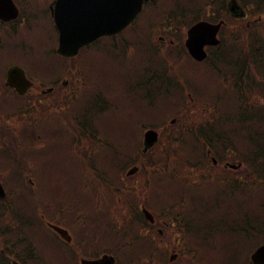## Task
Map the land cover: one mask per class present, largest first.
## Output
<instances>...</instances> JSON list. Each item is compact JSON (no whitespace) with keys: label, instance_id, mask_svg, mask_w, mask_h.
Segmentation results:
<instances>
[{"label":"rangeland","instance_id":"1","mask_svg":"<svg viewBox=\"0 0 264 264\" xmlns=\"http://www.w3.org/2000/svg\"><path fill=\"white\" fill-rule=\"evenodd\" d=\"M16 6L20 11L26 14V19L20 26H9L3 28L1 30L2 38L1 44L4 47L15 50H20L23 48H29L30 53L34 54L32 56L33 61L31 60V55L28 56H17L11 52L2 54L0 52V65L2 63H6V60L11 61V63H6L7 65L13 63H19L25 70L26 75L30 78H33L32 69L28 64L33 65L35 72L38 74L46 75L47 77H52L56 74L57 66H59V71L57 75L46 81L37 80L41 87L48 88L50 86H62L63 83H66V86L72 91H76V95L73 94L72 99L75 98H88L91 97L89 101L90 105L88 106V102L83 105L77 106V111L81 112L80 118L82 123L89 125H97L99 128L97 129L105 137L110 139L111 141H117L122 137H127L130 132L133 131L130 127H117L116 125L108 122L104 119L105 114L98 117H91L89 115L88 109L91 108L93 110L96 109V98L97 94H105L106 89L113 90V98L112 95L109 94L110 100L114 103V109L106 110L107 115H115L120 113L117 106V98L115 97V93L123 97V94L126 96L132 97L134 100L138 101L137 105H140L141 113L154 112L159 107H154L152 110H149L150 101L145 103L140 102L137 98H139L140 94L143 97L153 98V95H148L145 90V83L147 79L140 78L139 75L132 73V67H129L133 63H135L139 58L140 64L146 62V59L150 56V52L146 47H138L136 37H133V34H128L129 29L122 31L119 33L118 38H114V40H100L102 43L99 45H94L91 49L86 50V52H82L75 60H60L57 59L53 54L54 50L57 47V40L54 33H52L51 28V17L48 12V4L50 0H13ZM176 2H186L187 5L191 9L199 10L198 13H187L186 15H181L179 10L176 11L175 14H171L173 8L168 7L163 0H155L152 4H145L142 12L138 15L137 21L134 26L137 27V31L135 32V36L138 33H145V35H149V39H153V46L156 49H159L158 41L159 37L162 35V28L166 26H171V31L177 30L178 32H182L181 28L184 25H188V22H193L190 17L191 15H196L197 20L216 22L218 20L225 21V24L231 26L234 25V31L236 30L238 33L240 32L238 26L235 24L237 21L235 19H225L224 16L220 17L219 14H215L218 11L217 4L221 2V0H214L216 2L214 5L210 6L211 0H200L199 3L194 6L191 3L192 0H175ZM226 2V0H225ZM243 6L242 3H240ZM255 4L250 3L245 7V11L249 13L250 11L254 14L257 13L254 9ZM199 8V9H198ZM193 11V10H192ZM190 12V11H189ZM212 15H214L212 17ZM177 17H182V21L180 24L177 21ZM260 20V25H258L257 29L250 30L247 33V37L249 38H257L264 39V13L260 16H257ZM170 18V21L167 20ZM256 18V16H255ZM156 22V23H155ZM218 21L217 23H220ZM150 26L152 30L150 31ZM149 27V28H148ZM148 28V30H147ZM177 33H167L166 42L174 41L172 45L175 44L178 38V35H182ZM146 35V37H147ZM117 36V35H116ZM225 38H230V33H224ZM133 37L132 40H130ZM223 38V37H222ZM223 38V39H225ZM223 40L227 44V48H231L233 43L231 39ZM132 42L133 45L139 48L138 53L136 55V51L138 48L133 46L130 52H135L133 58L127 57L123 55V48H115V46H119L122 42ZM250 42L245 44L244 47H236V52H232L230 50V54L233 58L238 57V51H244V53L249 52ZM99 46V48H98ZM161 46H163L161 44ZM4 51V48H3ZM96 52L94 55L91 52ZM5 52V51H4ZM143 54L141 55V53ZM173 55V54H170ZM162 54L154 56L159 62L160 65H156L152 70L155 72V77L162 71L163 61L161 58ZM264 59L263 57H260ZM259 57H246L243 56L242 59H249L253 61L243 62L242 65L245 66V71L239 73L237 71L238 65L232 63L233 72H237L238 75L247 74H255L256 68L260 67L261 63H259ZM30 62V63H29ZM84 64V65H83ZM26 65V66H25ZM71 67V71L69 74L66 72V67ZM87 67V69H86ZM128 68V72L123 70L122 68ZM170 68V66H169ZM145 69H143L144 71ZM87 71V80L84 72ZM0 72H3V67H0ZM82 73V78L79 80L77 76H80ZM77 75V76H76ZM212 75L206 74L201 76L199 80L195 78L194 81L189 82V84L193 85L195 91L202 95L201 90L204 89V81L206 79H211ZM125 81V82H124ZM141 82L140 86L143 90L136 91V97H133L126 90V85L130 83ZM123 83L125 84L123 86ZM252 85H256L258 91L263 90L262 87L259 86L260 82L258 79L251 80ZM259 86V87H258ZM79 88V89H78ZM87 88V89H86ZM79 90H82V93H78ZM61 91V90H60ZM155 91V90H154ZM142 92V93H141ZM213 92V88L209 93ZM157 94H165V95H175L177 94V89L175 88H165L163 92ZM12 94L9 95V97ZM64 96V95H62ZM112 98V99H111ZM190 98H193L191 95ZM190 98L185 95V101L182 94L177 95L178 101H183L181 106L170 105L165 111H157L156 114H146V116L152 115L157 117V119L152 120H141L136 124L134 135L131 138L130 144L126 146V144H122L123 151L121 150V144H117L120 148V154L118 155V151H114L113 155L108 153L109 156H112L113 159H109L107 161H114V166L122 167L124 171L120 174L122 180L118 178L115 174L112 179L116 183L118 189L117 197H121L123 195L122 192H126L129 188H134L135 195H137V190L135 189V177H124V172L131 168V164L134 161V157L137 154V145L141 140V134L146 130L150 129V126H154L159 132V142L152 149L151 153L148 155V158L153 155V157H157L153 164L148 163V167L150 171L151 168H162L161 173H154L150 177L146 179H141L139 181L140 186H146L147 191L142 193L141 199H136L134 202L136 205L144 206L148 208L151 212L160 213V210H165L168 212H172L177 210L179 215L181 216V226L183 228L182 235L178 232H170L167 238L163 239V241L156 240L153 236L148 237V232L145 229V223L143 221L140 222L144 227L139 226V232L136 233V227L131 224H121V203L120 200L111 196L109 199H113L111 204V212H108V219L105 216V212L99 211L96 209V206L100 204L98 195H95L96 188L94 187L95 179L92 185V192H90V197H86L85 195H80L79 197V205L84 206L82 212L77 208L73 213H79L76 215H70L69 206L72 207L74 205H68L67 202H72L71 190L72 187L77 185L79 182L84 181V175L79 174L82 173L81 167L86 169L85 164H82V161L76 156L74 157L77 167L79 170L77 172H65L61 168L58 173L55 171L56 163L59 161V157L52 156L49 154H45L43 165L40 168V178L42 180V187L40 186L38 174L36 173L39 170L32 169L29 177L37 181L32 182L31 186L26 185L27 175L26 174H18V170L9 167L6 172L3 171V174L0 175L1 180H7V184H5V192L6 198L4 200V207L13 208L14 206L18 209L21 216L24 218H28L30 223L27 224L30 226V230L28 232H19L16 231L17 237H12V233L14 232V228H12L11 234L8 236L14 243H18L20 240L21 243L17 244L16 251L9 249L10 252L16 255V259L22 264H74V258L77 259V262L80 257L85 258H97L101 254H112L116 259V264H131L125 260L134 261L133 264H145L146 262H155L157 264H167L168 255L170 249H174V252L178 255L182 252V249L185 251L186 255L181 254L179 259L175 264H227L225 262V255L228 252L234 253L236 255V259L240 257L239 261L243 264H249V257L251 253L255 250L258 244L263 243L262 240H258L264 234V214L261 215L259 209L264 210V192L258 191L263 187L259 186L258 182L253 184V181L256 180V177L253 174L250 176V180L241 179L235 173L231 172L230 184L232 185V193H237V196H245V193L242 192V188L251 189L254 191L250 194L249 199L247 200H239L224 197L223 193H218L215 195V199L211 201V196L209 193L207 194H198L191 195L188 198V201L193 206L191 209L185 210L182 212L179 210L178 206L174 204H179L180 206H185L187 202L184 200L183 192L186 189V183L180 181L176 177V171L179 169L180 165L174 166L172 169H169L168 166H165L171 161H176L175 157V148L176 146H180L186 152H190L193 144H197L198 137L194 134H189L188 132L192 131L191 127H187L186 133L179 134V126L181 124H193L195 120H204L205 116H210L209 112L211 111V104L200 106L199 102L195 100L189 105H193V107L187 113V104L185 102H189ZM246 98H250V102L245 103L254 109L264 106V91L260 93H249L246 95ZM211 101L219 108V115L223 116L229 113V109L227 108L228 103V95H221L219 98H210ZM260 100V102H259ZM10 101V100H9ZM161 102V99L159 100ZM57 106L49 108L47 112H51V115H54L55 110L60 114L64 113L67 110V106L65 105L66 99L58 100L56 102ZM144 105V106H143ZM157 103L154 102L153 106H156ZM44 108V107H43ZM42 110L37 114L34 120L37 121L38 126L41 128L40 122L43 116L46 115V112ZM55 109V110H54ZM202 113V117L198 115V113ZM123 115V113H121ZM130 115L137 116L138 111L132 113ZM13 118H19L13 116ZM92 118V119H91ZM173 119H176V123L174 126L170 127V122ZM215 124H217V117L210 118ZM185 120L188 122H185ZM249 120L248 114H245L244 122L246 123ZM185 122V123H184ZM178 126V129H176ZM221 126H224L221 123ZM50 125L44 124L42 125L43 132L46 134H51L49 131ZM166 128L165 132H162L163 128ZM15 134L9 135L15 136L18 135L19 127L13 128ZM10 128V129H11ZM41 128V129H42ZM175 128V129H174ZM96 130V128H93ZM170 129V130H167ZM172 129V130H171ZM33 129H31L32 131ZM218 128L215 127L214 132H217ZM91 133L94 131L91 129ZM42 136V131H41ZM22 138V139H21ZM21 138H18L14 143L9 138L10 148H14L19 150L23 148V140H25V135L21 132ZM98 139H100L98 137ZM258 142L261 145H264V137L259 139ZM41 143V140H40ZM3 139L0 137V151H3L2 148ZM176 144V145H175ZM93 144L88 145V147H92ZM43 146H48V143H43ZM107 146V145H106ZM234 148L238 153V157H244L243 146H245L244 150L246 152V162H248L249 167L253 168L254 164L249 162L252 158L251 152H256L259 150V146L256 143H251V146H248V143H234ZM132 147V149H131ZM131 154L124 159L121 156H126L128 152ZM174 150V153L171 152ZM262 150V149H261ZM60 151L59 146H53L46 150L48 153H57ZM96 152V151H95ZM195 155V165H198L200 162L201 151L193 150ZM22 154V153H21ZM64 155V153L62 154ZM261 155V163L264 165V151L260 153ZM120 158L118 159V157ZM118 161H120L118 163ZM10 163H19L23 165L26 163L27 165H33L34 159L29 157V159H25L22 161L19 160H10ZM191 163V160L185 156L182 160V165H186ZM96 173L103 170L101 167V162L96 161ZM116 167V168H117ZM46 168V169H45ZM104 170H108V166L104 167ZM115 168V169H116ZM87 171V170H86ZM206 169L203 170L200 174H196L197 177L202 176V173H205ZM262 174H264V169L261 170ZM16 173V174H15ZM194 171H190L187 174V178L189 182H193L190 178ZM15 175V177H12ZM86 176H88L86 174ZM264 178V176H261ZM62 179L65 180L63 187V197L65 201L62 199L61 191L59 188V181ZM248 182L246 186H243L241 182ZM3 182V181H2ZM62 182L60 183L62 186ZM4 184V183H3ZM87 189L90 187L88 182L85 183ZM224 185V184H223ZM41 187V195L40 202H33L32 207L37 216L43 213V217L50 222H53L68 231V235L71 239L70 246L66 245L62 242L58 237H55L49 229L41 228L40 223L37 218L32 216L29 212L21 209L17 206V201L20 199H25L26 197L31 200L37 199L39 196V188ZM116 187V189H117ZM54 188L58 195L61 196V201L63 203L62 206L57 204L58 200H53L52 190ZM237 188V190H235ZM50 189L45 195V191ZM106 193V192H103ZM85 194H88L85 192ZM42 199L41 197L44 196ZM51 196V202H50ZM231 196V195H230ZM92 199V201H91ZM130 196L127 197L129 201ZM67 201V202H66ZM93 202L94 207L91 209H87V206H91ZM170 203V204H168ZM14 210V209H13ZM195 211L194 215L192 211ZM16 211V210H14ZM17 212V211H16ZM81 212V213H80ZM18 213V212H17ZM18 213V214H19ZM47 216H45V215ZM63 214V215H62ZM69 215V216H68ZM229 216V217H228ZM244 216H248L245 218ZM10 215L6 220H9ZM74 219L75 221H73ZM190 220V226L186 223V220ZM234 221L240 225L241 234L238 235H227L229 232V220ZM44 222L43 219L40 220ZM6 221L0 219V233L2 234V241L4 242L6 248L9 247V242L7 241L6 232L4 229ZM45 223V222H44ZM44 226V225H43ZM45 227V226H44ZM253 228V230H251ZM226 230V231H225ZM39 232H43L46 235L38 237ZM80 232V236L78 233ZM54 237L56 241L52 238ZM242 236V237H241ZM19 238V240H18ZM163 238V237H162ZM224 238V239H222ZM59 239V240H58ZM257 240V243H256ZM30 241L31 251L28 254L21 253L20 248L27 245ZM178 243L175 245V242ZM157 244V245H156ZM57 246L70 247V248H62L61 253L58 251ZM86 247V248H81ZM57 247V248H56ZM165 247V248H164ZM154 248V249H153ZM159 252H158V251ZM121 253L125 256V258L121 255ZM166 253V256L164 257ZM161 254V255H160ZM172 254V252H171ZM12 258V257H11ZM14 258V257H13ZM118 258V259H117ZM149 258L154 259L153 261H146ZM15 259V258H14ZM236 259L231 264L236 263ZM0 260H4L6 264H10L9 259L5 258L3 255L0 256ZM240 264V263H239Z\"/></svg>","mask_w":264,"mask_h":264},{"label":"water","instance_id":"2","mask_svg":"<svg viewBox=\"0 0 264 264\" xmlns=\"http://www.w3.org/2000/svg\"><path fill=\"white\" fill-rule=\"evenodd\" d=\"M7 1L10 10L12 3L10 0ZM144 1L146 0H56L52 4L54 5L52 16L58 31L56 52L62 56H75L81 47L97 38L118 33L134 20L141 11ZM4 4L7 7V3ZM216 28L217 26L202 23L188 32L190 40L186 41V47L195 59L202 60L205 57L204 45L215 44L213 38ZM8 85L19 92H24L31 84L21 69L13 68L8 76ZM156 140L155 132L149 131L145 134L146 144H153ZM3 195L0 186V196ZM54 229L66 241L70 240L65 231L56 227ZM114 262V258L107 255L97 260L81 259L80 261L81 264H114ZM251 263L264 264V245L251 255Z\"/></svg>","mask_w":264,"mask_h":264},{"label":"flooded vegetation","instance_id":"3","mask_svg":"<svg viewBox=\"0 0 264 264\" xmlns=\"http://www.w3.org/2000/svg\"><path fill=\"white\" fill-rule=\"evenodd\" d=\"M11 23H4V22H0V52L2 54H5V47L3 44H1V41L3 40L2 38V33L1 30L3 28L9 27L11 26ZM227 27V24H225L224 28ZM222 29H220L219 33H218V38L219 34L221 32ZM165 37H162V41L166 42ZM224 39H220V44L214 47L208 46L205 48V51L207 53V57L204 61L202 62H196L194 60H192L187 54L185 55H181L179 56V60L178 63L179 64H184L185 68H184V72L185 73H199V66L205 65L206 68L209 69H213L215 72L224 75V76H231L233 75V71H232V64L230 61V57L226 56L225 59H221L223 52L227 51L224 49L222 43H224L223 41ZM174 43V41H169L167 43V45H164V48H169L170 45H172ZM170 44V45H168ZM4 48V51H3ZM192 68H194V70H192ZM164 78H170L172 77L174 74V72H170V71H164L163 73ZM30 79V78H29ZM31 80V79H30ZM5 81H6V72H5V80L4 78L1 76L0 74V108L2 110H4L5 105L7 104V100H9V92L10 89L8 87L5 86ZM32 84L30 86V88L26 91L27 93L24 94V96H27L28 98H32L35 97L38 93H40V91H42L41 86L37 85V82L35 80H32ZM60 88V87H57ZM57 88H50L52 89V91H54ZM13 90V89H12ZM14 93H16L13 90ZM37 92V93H36ZM72 92V89H69L68 87H62L61 88V93L63 95H67L70 94ZM14 93L12 94V96H14ZM18 96V95H17ZM61 96H57V99H60ZM5 100V101H4ZM1 116L3 117L4 114L2 113ZM26 123L24 120H10L8 118H0V137L3 139V144H2V148L3 151H0V175L3 174V171L6 172V170L9 169V167H12L16 170H18L19 172H17L18 174H23L26 172V167H22V166H11L10 165V159H16L15 156L10 157L9 151H8V139H9V135H10V128H17L22 126V124ZM201 136V135H200ZM84 138V136H83ZM222 156H228L230 154L229 151H225V152H221L220 153ZM209 157L210 162L214 165L213 167H217L219 165L220 162V157H215L212 154L209 153V151H206V155L205 158ZM215 160V163H214ZM229 163L228 161L224 162V164ZM241 164V163H240ZM224 170H232V171H240L241 167L239 168H225ZM243 171L245 172V175L248 177L250 174L249 171V167L245 166L243 168ZM232 173H238V174H242L244 177V173H239V172H232ZM240 176L239 178H243V176ZM246 178V177H245Z\"/></svg>","mask_w":264,"mask_h":264},{"label":"trees","instance_id":"4","mask_svg":"<svg viewBox=\"0 0 264 264\" xmlns=\"http://www.w3.org/2000/svg\"><path fill=\"white\" fill-rule=\"evenodd\" d=\"M241 1H244V0H241ZM253 3L254 4L255 3H263V6H264V0H253ZM217 5L221 6L220 3H218ZM136 21H137V18L135 19L134 22H136ZM257 27H256V29H257ZM127 29L130 30L131 27L126 28V30ZM165 33H166V30L162 28V34L165 35ZM128 34H132V33L129 32ZM118 35L117 36H112V37H103V38L99 39L98 41H96L94 44L95 45H99L100 42L102 43V41H100V40H114V38H116V37L118 38ZM234 38L236 39V37H234ZM132 39H133V37L130 40H132ZM130 43L131 42H126L125 41V42H122L121 45H123L124 47H127ZM259 45L261 46V49L264 48V39H262V42L259 43ZM256 47L257 48L259 47L258 44L257 43H253L252 44V49L255 50ZM260 53H261V51H260ZM28 65L32 69L31 73H36L35 69H34V65H32V66L30 64H28ZM39 78L41 80H44L45 78H48V77L46 75H43V77L41 76ZM157 81L158 80H155V83L150 81L149 86H151L155 90L153 92V97H154L153 101L156 102V98H157V101L159 102V100L161 99V102L158 103L159 109H157L154 112H150L151 114H156L158 110L159 111H165V109H167V106L170 104V102H169L167 97H163V94H157L156 92L161 93V92L164 91V89L166 87L167 88H173L172 84L161 85V84H157ZM136 91H139V90L137 88H133L132 90H127V92L129 94H131L133 97H136V93H135ZM48 96H50V95L49 94H42V93H38L35 97H32V98H28L27 96H24V95H18L17 98L11 99L9 101V103H7L5 105L4 110H2L0 108V118L4 117V118H8L10 120L18 119V118H13V116H15V117H19L21 120H24L26 122L25 123L26 124L25 125L26 130L23 133H24L25 136H27L28 134L31 133V129H32L31 124L34 121V119L37 116V114L42 110L43 105L45 103V100H46V98ZM139 97L140 98L136 97L139 101L143 100L144 102L145 101L149 102L148 97H143V96H139ZM131 98L132 97H129V96H126L125 94H123V97L121 98L122 99V103H124L125 100H129ZM137 102L138 101L129 100L127 102L128 108L132 111V113H135L136 111H138V115L145 114V113H141V110H137V109H141L140 105H137ZM107 109H108V106H100V109H99L98 113H91L90 112L89 115H91V117H98V116H102L103 114H105L104 119H106L108 122L111 123V120H110V118H108V115H107V112H106ZM113 109H114V105H111V109L110 110L112 111ZM48 110H49V107H44L43 108V112H46V114L50 116L51 112H47ZM2 113L4 114L3 117L1 116ZM132 113L131 112H127V118L128 119H131L133 117V115H130ZM112 116H114V115H112ZM154 118L157 119L156 115L154 116ZM128 122L130 123V120H128ZM185 122H187V121L185 120ZM127 126H128L127 123H123L121 125V127H123V128L127 127ZM186 127H187L186 124H181L179 126V129L186 128ZM176 129H178V126H177ZM25 144L27 146H30L32 149H34L37 146V141H36L35 135H32V136L26 138L25 139ZM11 150H12V148L8 149V151H11ZM71 169L74 170V167L71 166ZM89 180L90 181L93 180V176L92 175L89 176ZM30 249H31V247L28 246V248L25 249L24 254H28L31 251ZM58 251L61 253V249L60 248H58ZM121 255L125 258V256L122 253H121ZM235 259L236 258L234 257V258L231 259V261L234 262ZM125 260L128 261V262L130 261V260L126 259V258H125Z\"/></svg>","mask_w":264,"mask_h":264}]
</instances>
